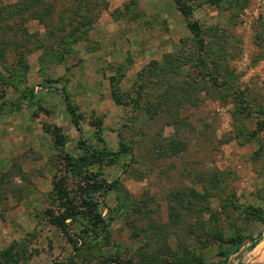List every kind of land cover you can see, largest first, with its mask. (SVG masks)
Masks as SVG:
<instances>
[{
  "label": "rangeland",
  "instance_id": "obj_1",
  "mask_svg": "<svg viewBox=\"0 0 264 264\" xmlns=\"http://www.w3.org/2000/svg\"><path fill=\"white\" fill-rule=\"evenodd\" d=\"M50 2L48 26L25 12L15 15L16 34L0 31V105L22 106L0 111V264L258 259L264 0H187L188 18L172 0ZM189 20L204 32L208 73ZM14 35L24 43L18 49L2 43ZM62 89L78 108V126ZM54 127L65 136L61 148L48 132ZM86 177L106 189L90 197L105 227L93 230L83 206L65 234L48 218L65 211L54 183L78 205ZM218 232L247 242L225 261L218 254L229 244L214 239Z\"/></svg>",
  "mask_w": 264,
  "mask_h": 264
},
{
  "label": "trees",
  "instance_id": "obj_2",
  "mask_svg": "<svg viewBox=\"0 0 264 264\" xmlns=\"http://www.w3.org/2000/svg\"><path fill=\"white\" fill-rule=\"evenodd\" d=\"M81 1V0H80ZM86 1V0H85ZM174 5L176 6L177 10L186 18L190 17L192 12L189 5H187V0H172ZM221 0H217V2H220ZM53 6L51 5L50 0H20L14 5H4L2 1H0V31L3 32L9 31L10 33L16 34L17 29L15 28V15L21 14V13H29L32 14L31 17L33 20H37L39 23L43 24L45 27L48 26V21L50 22V14L53 12ZM80 21L81 27H85L89 24L88 17L86 15L82 16ZM58 23L60 24V27H58L57 30L64 31L63 23L64 19L60 17L58 19ZM11 25V27H10ZM8 28V29H7ZM187 28L192 36V39L197 45V53H196V60L202 64L203 70L210 72V62L208 63L202 56L205 52V39H204V32L201 29L200 24L197 21L189 20L187 22ZM79 30V29H78ZM74 32H78L77 30H74ZM52 36V35H51ZM12 37V41H2L5 45H12L15 49H18L21 47L20 42H16ZM33 37V36H32ZM221 58V57H220ZM63 61L62 63H65V58H61ZM219 58L216 59V61L212 62L213 64L219 62ZM207 62V63H206ZM215 71H219V66H215ZM210 74V73H209ZM212 86L216 87L215 83H212ZM65 103L66 108L69 114L72 117V120L75 125L78 126L79 122V115L77 114V106L73 105L67 93L64 89L61 90ZM33 90L30 91V94L28 96L29 104L32 103L33 99ZM115 101L119 102V98L117 94L115 95ZM5 108H8L10 111H19L22 109V106L20 104H9V105H0V111L4 110ZM48 132L50 133L53 144L56 148H61L64 146L65 142V136L62 135L61 129L58 127H54L52 129H49ZM126 150H122L120 153H125ZM92 157H97L98 160H104L109 156L107 153H102L99 155V153L94 152ZM90 177L85 178L86 186L83 188L81 197H80V204L77 205V203H74L75 201L71 202V199L66 191V189L62 186L61 180L54 183L55 190L57 192L58 199L61 201L62 206H64L65 211L62 214L54 215L53 213H50L48 215L49 221L52 225L59 228L62 232L67 234V224L66 221L69 219H75L76 216L80 215V211L78 213V210H80L81 207L85 206V212L82 213L83 218L89 223L92 227V229L97 230L99 227L100 229H103L104 226V220L102 218V214H100L97 211V203L92 200L91 194L97 193V192H104L106 189L104 186H102L100 183H96L92 181V183H89ZM65 202V203H64ZM78 207V208H77ZM78 214V215H77ZM214 239L219 242L220 244H229V248L224 251L219 252V256L223 257L225 261L229 259L231 254H233L234 250H238L237 248L243 246L245 242H247V239H244L240 234H237L234 237L226 238L224 235L220 232H218L216 235H214ZM261 241V238L257 239L256 241H253L247 248L253 249L254 247H257L258 243ZM232 246H236L235 249L232 248ZM132 264L128 261H115L113 259H108L104 264ZM161 264V263H160ZM162 264H174L171 262H164ZM177 264H214V263H205L202 259L196 258L194 260H189V258L185 259H179Z\"/></svg>",
  "mask_w": 264,
  "mask_h": 264
},
{
  "label": "bare ground",
  "instance_id": "obj_3",
  "mask_svg": "<svg viewBox=\"0 0 264 264\" xmlns=\"http://www.w3.org/2000/svg\"><path fill=\"white\" fill-rule=\"evenodd\" d=\"M258 256L259 258L254 260L251 264H264V248L259 251Z\"/></svg>",
  "mask_w": 264,
  "mask_h": 264
},
{
  "label": "water",
  "instance_id": "obj_4",
  "mask_svg": "<svg viewBox=\"0 0 264 264\" xmlns=\"http://www.w3.org/2000/svg\"><path fill=\"white\" fill-rule=\"evenodd\" d=\"M258 238H260V235L254 238V241H256Z\"/></svg>",
  "mask_w": 264,
  "mask_h": 264
}]
</instances>
